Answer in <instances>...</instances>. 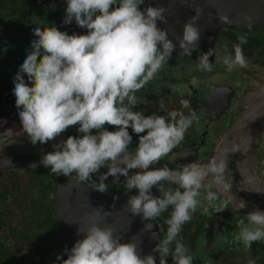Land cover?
Here are the masks:
<instances>
[{
	"label": "clouds",
	"instance_id": "1",
	"mask_svg": "<svg viewBox=\"0 0 264 264\" xmlns=\"http://www.w3.org/2000/svg\"><path fill=\"white\" fill-rule=\"evenodd\" d=\"M143 3L144 0H67L63 23L67 25L75 20L87 32L69 35L55 26H36L35 39L14 77L13 94L22 130L33 145L46 144L70 126L79 124L80 135H70L54 143V150L41 157L42 165L66 177L75 173L78 181L84 183L93 174H99V182L91 186L100 192L108 191L105 183L108 176L119 180L123 175L127 191L136 190L125 205L130 213L155 221L172 208L163 238L151 232V238L158 241L153 252L160 254V264H167L170 255L173 264H193L189 249L177 237L200 204L202 187L230 191L225 175L228 149L211 159L206 168L196 161L176 169L167 164L150 168L184 140L187 130L199 117L191 102L184 98L179 103L181 109H188V114L183 110L168 111L163 102L157 111H166V115L146 116L143 111L133 110L138 104L135 93L155 78L177 47L168 30L161 29L157 23L167 22L168 9L149 4L142 11ZM194 9L196 15L183 25L182 36H176L182 55L191 56L198 48L201 33L197 21L204 10L199 4ZM219 18L230 22L227 16ZM238 41L234 56L226 54L223 59L229 70L247 67L241 47L246 38L238 37ZM212 55L207 52L198 56L200 71H212L209 59ZM25 74L31 84L25 82ZM106 125L115 126L116 130L109 131ZM130 127L139 135L138 146L132 150L129 149L133 139ZM94 129L98 130L96 134ZM4 135H13V130H7ZM105 165L108 171L100 174ZM164 181L177 187L165 189ZM154 187L159 189L160 196L153 195ZM218 198L211 190L204 198L216 213L226 209L214 203ZM246 207V202L240 200L239 209ZM102 211L99 207L88 214L85 225L78 229V235L83 234V238L70 250L65 249L67 259L57 254L53 264H157L154 255H140L135 240L122 243L112 227H101L97 220ZM153 227L149 222L142 231H151ZM239 228L236 241L246 248L264 240V211L248 212L247 224L241 220ZM173 244L174 249L170 247ZM248 264L255 261L250 259Z\"/></svg>",
	"mask_w": 264,
	"mask_h": 264
},
{
	"label": "flooded vegetation",
	"instance_id": "2",
	"mask_svg": "<svg viewBox=\"0 0 264 264\" xmlns=\"http://www.w3.org/2000/svg\"><path fill=\"white\" fill-rule=\"evenodd\" d=\"M146 6L148 5L142 4L143 10ZM66 7L67 0H0V65L8 64L6 67L4 65V69L13 70L11 75H4L3 73H0V94H6V92L9 94V91L13 90V81L16 76V69L14 70V68L17 63V66L19 67V63L21 64L23 62L22 60L26 58H22V55H19L12 60L13 57H10L9 53L19 47L17 42H24L26 44L29 42L31 43L32 40L35 39L33 29L36 26L42 28L55 26L60 31H66L69 35L73 33L85 34L87 32V29L79 27L75 20H73L71 24L66 25L63 23V19L66 15ZM44 8L45 11L42 13ZM262 32L264 31H253V33L256 34H260ZM251 34L252 31L224 29L220 32L218 40L213 48L196 49L193 51L191 56L182 55L180 54L181 51H179L176 58L174 56L173 59H169V61L163 65L160 73H158L154 79L149 81L142 89L135 93L139 102L137 107L142 106L147 108L150 104H152L157 110L159 104L163 102L166 105V110H183L185 114H188V109H181L180 105H177V101L179 102L181 98L187 99L191 102L192 109L199 117L198 122H194L187 130L184 140L167 156L162 157L161 161L157 164H167L168 167L176 169L183 164L196 161L200 163L201 167L207 166L209 159H212L214 150L221 138V135L229 129L232 123L245 109L248 104V99H253L250 94H253V92L255 93L259 86L264 84V59H261V57L264 56V45L258 47V43L255 46H252L250 40L254 39V35ZM241 36L245 37L247 41L242 44L247 47L246 49H243L241 46L247 61V67H236L229 70L223 63L224 56L226 54L234 56V45L239 42L238 37ZM2 44L3 46H1ZM225 48H227V53L225 52ZM260 48L263 50H260ZM207 52L213 53V55L209 57L212 65L211 72L202 71L199 76L195 74L192 75V72H189L188 77L180 76L177 78L166 76L165 70L167 69V65L171 64L182 67L183 73H185V67L190 66L195 73L196 71L193 66L198 65V56ZM232 71H239L242 78L236 80V78L233 79L227 77L226 74H229ZM224 74L226 76H223ZM204 76L211 77L205 78ZM24 79L26 83L29 82L28 78L24 77ZM193 81H195V83H193ZM175 86H183V88H185V92H179V94L175 91L169 92V90L175 89ZM0 110L13 113L14 116L18 117L19 121L18 109L16 105L14 108ZM157 114L166 115V111H157ZM201 126H203L202 129L204 128L206 130L201 131ZM107 129L109 131H115L114 129H111V126ZM97 131L98 130H95L93 134H96ZM261 133L264 135V130H262ZM261 133L257 135L253 141L252 165L253 172L257 179L264 182V165L262 164L264 163V142L262 141V143H260L261 140H259V137L262 136ZM66 134L67 136L80 135L78 128L73 127H69L66 130ZM132 137V142L129 145L130 150L135 149L138 146L135 143L137 141L139 142V138H135L134 136ZM241 140L242 136L233 154L229 167V178L234 187L243 196L264 207V199L248 191L252 188V183L248 180L245 168H241L239 163H237L239 154L238 148ZM15 141L21 142L22 145L26 144L23 140ZM44 145H50L52 147L51 144ZM22 150V152L17 151L16 153L13 151L5 152L4 154H0V156L27 153L31 156H35L36 161H30L29 164L23 168H6L3 170L0 177H2L7 171L11 173L13 178H17L16 175H18L20 171L27 174L31 171L35 172L44 169L50 170V166L45 167L40 163L37 153H31L26 149ZM50 151L51 150H47L40 153V158L46 152ZM190 153H192V155L188 156ZM192 158L194 159L192 160ZM107 171L108 167L106 165L102 166L100 174ZM133 171L139 170L137 169ZM51 174L53 175V178L51 179L55 187L57 186L59 177H62L66 181L70 182L78 181L75 173L68 177L55 173ZM98 179L99 174H93L92 179L86 183L93 185L99 182ZM125 182L126 178L123 175L119 177V180H116L112 176H108L105 181V183L108 184V191L104 193L107 196L112 197L123 192H129L124 185ZM162 186L165 189H174L177 187L174 184L167 183V181L162 182ZM158 190L159 189L157 187H154L152 189L153 195L160 196L161 193ZM208 191L209 190L200 189V197L198 198L200 204L198 205L197 210L199 213L206 212L211 214L210 212H212V216L208 217L207 220H204L206 222L204 224H202L203 222H199V226L194 228L198 236H195L193 241L189 239L190 248H194V263L204 264L208 262L209 264L213 259H215L216 262L214 264H241V262L246 264L251 259L255 260V263L257 264H263L264 240L259 241L258 243L257 241L254 242L250 248H246L242 242L236 241V236L240 231L239 222L244 220L247 224V214L236 212L231 205L222 202L219 196L214 203L217 206L224 205L226 209L222 212L216 213L213 208H209L206 200L204 199ZM130 193L136 194V190H132ZM168 210L172 211V208L169 207ZM199 213L194 212L190 222L198 223V219H200ZM162 215H164L163 212L155 220L158 222L160 218H163ZM159 223L160 222H158V224ZM159 225L162 227L161 223ZM184 228L186 231L183 230ZM189 228L190 227L186 224L183 225L181 234H183L184 237L187 236V238H189V235L193 232L192 228ZM162 230H164V227H162ZM226 232L229 233L230 237ZM200 234H206V237L203 236L202 238V240L207 241V246L205 248L198 245ZM178 240L181 239L178 238ZM215 244H217V247L213 246ZM170 247L174 249L173 245ZM231 254L233 257L230 260L228 256ZM172 262L173 259L170 255L167 257V264H173ZM211 264H213V262Z\"/></svg>",
	"mask_w": 264,
	"mask_h": 264
},
{
	"label": "water",
	"instance_id": "3",
	"mask_svg": "<svg viewBox=\"0 0 264 264\" xmlns=\"http://www.w3.org/2000/svg\"><path fill=\"white\" fill-rule=\"evenodd\" d=\"M155 7H165L168 11L165 13L167 22L158 21V27L168 30L169 38L177 43L173 51L174 57L179 51L176 36H182L183 25L196 15L195 6L199 4L203 8V14L197 21L200 29V40L197 49L213 48L218 40L219 34L224 29H236L241 31H264V0H144L143 5ZM143 11L142 5L140 6ZM147 7V6H146ZM145 7V8H146ZM220 15L227 16L230 22H222ZM248 17L249 19H245ZM248 104L240 113L229 129L221 136L214 150L212 159L220 155L225 148L228 149L226 182L230 185V191L224 192L213 186L211 189L202 187L201 190H211L218 194L222 202L233 207L236 212L247 214L248 212L259 209L264 211V207L243 196L231 183L229 178V167L233 158L236 146L242 136L239 144L238 161L241 168H245L247 177H251L252 190L257 196L264 199V182L258 180L253 172L252 165V140L264 130V84L259 86L258 90L250 94ZM79 128V124L70 126ZM12 129L13 135H4L7 130ZM95 132V129L92 130ZM0 138H9L14 140L29 141L28 134L23 132L22 125L18 117L13 113L0 111ZM68 138L66 131L57 136L54 140L46 144L53 145L60 140ZM192 153L188 154L191 156ZM187 159V158H185ZM194 158H192L193 160ZM191 160V159H189ZM211 159H209L210 161ZM30 161H36L35 156L25 154H15L0 156V175L6 168H23ZM208 161V162H209ZM243 164V165H241ZM163 165L153 164L150 168H159ZM207 166H205L206 168ZM171 168V167H169ZM174 169V168H171ZM208 179H211V175ZM207 183V181H206ZM134 195L130 192H123L115 196H107L104 192L96 190L91 184L84 182H70L59 177L57 181L54 207L56 216V230L58 240L62 245L64 255L67 259L68 252L78 239L83 238V234L78 235V229L85 225L88 214L102 207L100 218L97 222L101 227H112L114 235L121 237V242L126 243L135 240L138 245V251L141 256L152 254L156 258L157 264H160V254L154 253L153 248L158 243L151 238V232L159 234L160 239L164 233L161 231L158 222L143 220L141 215H133L125 206L128 198ZM246 202L247 207L239 209V201ZM211 208V207H209ZM105 212L108 215L105 217ZM151 222L154 227L151 231L144 232L145 224Z\"/></svg>",
	"mask_w": 264,
	"mask_h": 264
},
{
	"label": "trees",
	"instance_id": "4",
	"mask_svg": "<svg viewBox=\"0 0 264 264\" xmlns=\"http://www.w3.org/2000/svg\"><path fill=\"white\" fill-rule=\"evenodd\" d=\"M262 45L263 43L260 42L258 47ZM177 56L178 54L175 58ZM173 58L174 57H171L170 59ZM24 60L25 58L22 61ZM21 64L19 63V66ZM17 65L14 68V70L16 69L15 75L19 72V67ZM3 74L11 75L12 73L6 72ZM24 77L28 78L26 74ZM15 100L16 97L13 94V90L9 91V94H7V92L6 94H0V109L14 108L16 105ZM137 109H139V107H137V105L134 106L133 110L136 111ZM147 109L149 111L146 116L152 115L153 113L157 114V110L152 104H150ZM105 127L109 128L108 125ZM111 129L116 130V127L111 126ZM129 133L135 138H139V135L134 131L131 132L130 130ZM143 134H146V132L140 135ZM29 173L33 175L34 178L32 179H39V186H37L38 195L32 198L30 201L31 203L28 202L27 193H29V190L27 191L26 188L29 186H36V184L31 183L32 181L29 182L30 185L27 187L19 185V183L5 187H2L3 185L0 184V203H6L9 195L15 196L12 204L7 203V205H13L11 206V209L14 206L18 207L22 210L23 215L21 218L16 219L17 222L13 226L11 221H5L3 217V215H7L10 208L7 206L5 211L0 212V227L7 223L10 226L9 234L15 241V243L8 241L9 234L3 235L0 233V264H53L57 259V254H61L62 258L66 259L62 245L58 240V233L56 230L54 207V192L56 187L51 179L53 178V175L51 174L52 172L48 169H44L35 172L31 171ZM25 191L26 194H24ZM162 217L163 218H160L159 222L162 224V227H164L163 233L166 234L168 225L165 218H169L170 215H162ZM183 230L186 231L185 228ZM181 233L182 231L178 238L183 236ZM185 238H187V236H185ZM180 241L184 242L185 240L181 239ZM23 246H28L32 257L30 260H27L24 257V254L22 253Z\"/></svg>",
	"mask_w": 264,
	"mask_h": 264
},
{
	"label": "rangeland",
	"instance_id": "5",
	"mask_svg": "<svg viewBox=\"0 0 264 264\" xmlns=\"http://www.w3.org/2000/svg\"><path fill=\"white\" fill-rule=\"evenodd\" d=\"M44 11H45V8H44V10H43V12L42 13H44ZM251 35H254V39L253 40H250V43H251V45L252 46H255L256 44H258V43H260V42H262L263 43V45H264V32H262V33H260V34H256V33H253L252 32V34ZM17 44H19V47H17L14 51H12V52H10L9 53V56L10 57H13V59L12 60H14L15 59V57H17V56H19V55H22V58L23 57H26L27 56V53H28V50H30V48H31V43L29 42V43H24V42H17ZM262 45V46H263ZM1 46H3V44L1 45ZM18 46V45H17ZM242 47H243V49H246L247 47L245 46V45H241ZM260 50H263L262 48H260ZM6 55V54H5ZM7 56V55H6ZM261 59H264V56H262L261 57ZM4 65L5 64H1L0 66H1V70H0V72L2 73H6V72H13V70L12 69H4ZM6 65H8V64H6ZM6 65H5V67H6ZM193 68H194V70L196 71L195 73L193 72V70H192V67H190V66H186L185 67V73H183V69H182V67H180L179 65H173V64H171V65H167V69L165 70V73H166V76H170V77H173V78H177V77H182V76H186V77H188V73L189 72H192V75H200L201 73H202V71H200L199 69H198V67L197 66H193ZM160 73V72H159ZM183 73V74H182ZM158 75V74H157ZM227 75V77H230V78H233V79H235L236 78V80H238V79H240V78H242L241 76H240V74H239V71H236V72H234V71H232V72H230L229 74H226ZM225 74L223 75V76H226ZM205 77V76H204ZM211 76H207V77H205V78H210ZM27 83H32L31 81H29V82H27ZM180 83V82H179ZM172 88V87H171ZM144 89H146V88H144ZM185 88H183V86H180V87H178V86H175V89H171V90H169V92H177L178 94H179V92H185V90H184ZM187 90V89H186ZM172 94H174V93H172ZM9 98V97H8ZM10 100V99H9ZM11 102V101H10ZM180 105V103L177 101V105ZM180 107H181V105H180ZM1 111V110H0ZM136 111H143V113L146 115L147 114V112L149 111L147 108H145V107H139V109H137ZM19 121H20V119H19ZM202 127L203 126H201L200 127V129H202ZM197 130V129H196ZM203 130H206V129H202L201 131H203ZM130 131V130H129ZM131 132H133V130L131 129ZM223 135V134H222ZM221 135V136H222ZM261 135H262V133H261ZM259 140H261V142L260 143H262V141L264 142V135H262L261 137H259ZM258 140V141H259ZM24 141V143H26L25 145H22L21 144V142H18V141H15V140H12V139H9V138H0V154H4L5 152H9V151H13V152H17V151H19V152H22L23 150L22 149H26V150H28V151H30L31 153H37V157H38V160H40L41 158H40V153H42V152H45V151H47V150H51V151H53L54 149L50 146V145H44V144H36V145H33L31 142H28V141H25V140H23ZM22 141V142H23ZM254 140H252V142H253ZM138 141L135 143V144H137L138 145ZM263 165H264V163H262ZM33 167H34V165H33ZM264 172V171H263ZM262 172V173H263ZM28 174V175H27ZM27 174H25L24 172H19V174L18 175H16V177L17 178H13L12 177V175H11V173H9L8 171L2 176V177H0V184L1 185H3L2 187H5V186H12V185H16V183H19V185H24L25 187H27L28 185H30V180L32 181L31 183H33V184H36V186L35 187H31V186H29L28 188H26V190L28 191L29 190V193H27V195H28V202L29 203H31L30 201L32 200V198H34V197H36L37 195H38V190H37V186H39V179L38 178H35V179H32V178H34L33 177V175L31 174V173H27ZM30 178V180H28L29 178ZM264 178V177H263ZM167 183H169V182H167ZM159 191V190H158ZM250 193H252V194H254L255 192L252 190V188H250L249 190H248ZM24 194H26V191H25V193ZM15 199V196H10L9 195V197H7V201H6V203H0V212H2V211H5V209H6V207L8 206L9 208H10V210L8 211V213H7V215H3V217H4V219H5V221H11L12 222V224H13V226L16 224V222H17V218H21V216H23L22 215V210L21 209H19L18 207H16V206H14L12 209H11V206H13V205H7V203H10V204H12V201ZM195 212H197V213H199V211L196 209V211ZM211 214H208V213H206V212H201V213H199V216H200V219H198V223H194V222H187L186 223V225L187 226H189L190 228L189 229H191L192 228V233L189 235V238H185L184 236H181L179 239H183V240H185L184 242H182L184 245H185V247L186 248H188L189 249V252H190V254H191V256H192V261H193V264H196V263H194V248L193 249H191L190 248V246H189V243H190V240L191 241H193L194 240V237L195 236H198L197 235V233L195 232V230H194V228L195 227H198L199 226V222H203L202 224H204V223H206L204 220H207L208 219V217H211L212 216V212H210ZM171 214V211L170 210H167V211H165L164 212V215H170ZM167 219L168 218H165V220L167 221ZM193 224V225H192ZM10 226L6 223V224H3L1 227H0V233L1 234H3V235H7V234H9L10 233ZM12 231V230H11ZM208 231V230H207ZM227 233V235L229 236V233L228 232H226ZM203 236L204 237H206V234L205 235H203V234H200V237H199V240H198V245H201L203 248H205L206 246H207V241L206 240H202V238H203ZM218 236V235H217ZM230 237V236H229ZM190 239V240H189ZM8 241H10V242H14L15 243V241H14V238L9 234V236H8ZM259 241H257V243H258ZM213 246H215V247H217V244H215V245H213ZM260 247H262V246H260ZM22 253L24 254V257L27 259V260H30L32 257H31V252H30V250H29V248H28V246L26 247V246H23V248H22ZM232 257H233V255L231 254V255H229L228 256V258L231 260L232 259ZM225 258V257H224ZM253 261H255V260H253ZM212 262H213V264L216 262V260L215 259H213L212 260ZM211 262V263H212ZM237 262V261H236ZM211 263H209V264H211ZM197 264H199V263H197ZM204 264H208V262H206V263H204ZM233 264H237V263H233ZM241 264H243V262H241ZM246 264H248V262L246 263ZM255 264H257V263H255ZM264 264V263H263Z\"/></svg>",
	"mask_w": 264,
	"mask_h": 264
}]
</instances>
